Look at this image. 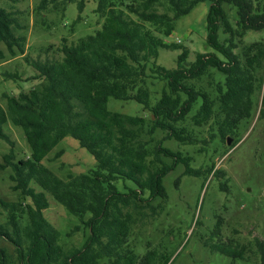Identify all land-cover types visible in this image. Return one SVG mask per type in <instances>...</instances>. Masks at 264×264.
Listing matches in <instances>:
<instances>
[{"label": "trees", "instance_id": "1", "mask_svg": "<svg viewBox=\"0 0 264 264\" xmlns=\"http://www.w3.org/2000/svg\"><path fill=\"white\" fill-rule=\"evenodd\" d=\"M202 1L98 0L96 11L104 18L101 29L76 43L63 42L61 59L31 61L40 82L16 95L3 94L6 107L0 104V138L12 147L0 160V172L10 168L14 188L31 200L11 202L0 196V206L7 213L6 221H0V242L5 239L16 246L19 264H164L154 249L143 256L136 253L130 244L132 229L147 215L146 207L148 215H157L158 206L152 202L167 197L164 182L168 173L180 164L188 175L200 176L204 170L193 168L190 156L161 143L151 152L143 134L161 129L167 131L165 139L194 143V133L178 125L191 115L195 126L216 124L222 141L227 135L236 136L240 122L253 117L256 93L264 81L260 73L264 43L253 42L235 51L237 38L249 30H264V3L255 5L253 0H209L207 44L213 51L198 52L188 62L189 49L184 48L175 68L157 63L160 48L178 47L166 43L164 37ZM72 2L83 11L86 0H40L36 8L42 11L53 5L65 10ZM225 3L236 7L234 25ZM19 25L13 11L0 7V43H5L13 57L25 52L27 36L18 32L24 29ZM6 57L0 47V61ZM149 78L166 83L154 104ZM205 78L211 87L203 84ZM110 97L141 103L154 116L151 124L143 116L110 110ZM8 118L24 130L31 147L29 158L16 161L14 141L4 131ZM66 135L95 156L94 168L62 178L42 164ZM207 172L216 176L219 170L213 164ZM46 192L89 229L82 247L65 249L62 245L61 231L44 214L50 207ZM219 231L218 223L212 240ZM211 247L228 256L259 255L264 264V241L259 238L255 249L251 243L232 240H218ZM0 254V264H7L1 246Z\"/></svg>", "mask_w": 264, "mask_h": 264}, {"label": "rangeland", "instance_id": "2", "mask_svg": "<svg viewBox=\"0 0 264 264\" xmlns=\"http://www.w3.org/2000/svg\"><path fill=\"white\" fill-rule=\"evenodd\" d=\"M253 2L262 6L264 0ZM39 3L40 0H0V7L13 11L19 26L24 28L18 32L27 36L25 52L15 57L8 54L4 42L0 43V47L7 53V57L0 61V104L4 107V93L16 95L40 82V79L34 77L36 71L31 66V61L61 59L63 54L60 47L63 42L76 43L102 28L104 18L96 11L98 0H86L82 12L79 11L77 2L69 3L65 10L49 5L42 11L36 8ZM210 5L211 1H202L189 14L177 20L174 31L170 36L164 37V41L169 44L177 43L178 47L160 48L157 58L159 65L175 68L184 48L189 49L188 62L194 61L198 52L213 51L207 44V15ZM224 7L232 24H236V7L229 3H225ZM64 38L66 40L63 41ZM253 42L264 43V30H249L242 38H237L238 47L235 51L241 52ZM260 73L264 76V68ZM207 80L205 78L203 84L206 85ZM148 84L154 104L166 83L160 79L149 78ZM256 100L253 117L240 122L236 136L227 135L231 138L230 143L227 142V137L224 141L220 139L218 126L212 121L203 126H195L191 115L178 125L187 126L194 133V143L165 139L167 131L161 129L151 134H143L151 152L154 153L157 145L161 143L190 156L191 166L195 169L201 168L204 172L200 176L188 175L185 174V166L180 164L167 174L164 182L167 197L152 202L158 206L157 215H148L150 209L146 207L144 212L147 215L132 229L130 244L138 255L143 256L154 249L164 264H261L259 255L234 257L211 247L218 240H232L244 245L251 243L252 249H255L256 238L264 241V115L261 114L264 110V81L256 93ZM108 108L129 115L143 116L148 125L154 118L152 112L135 100L124 101L110 97ZM4 131L14 141L16 161L29 158L31 147L24 130L8 118ZM11 147L6 139L0 138V160ZM60 150L63 151L62 154L55 157ZM153 153L150 158L154 157ZM162 158L167 163L172 162L170 158ZM42 164L57 176L66 178L69 174L88 172L96 166L97 160L77 139L66 135L42 160ZM213 164L219 170L216 176L207 172V168ZM11 173L10 168L0 172V196L11 202H30L29 197L24 198L21 195L20 189L14 188L15 182L10 178ZM128 185L132 186V183L128 182ZM223 185L228 189L222 187ZM31 186L37 191H43L38 184L31 183ZM119 186L121 190L124 189L122 181ZM46 196L50 207L44 214L61 231L64 248L82 247L89 236V229L52 194L46 192ZM6 216V211L0 206V221L5 222ZM218 223L220 235L212 240L211 233L217 229ZM76 225H80V229H76ZM0 244L5 250L7 264H19L16 246L5 239Z\"/></svg>", "mask_w": 264, "mask_h": 264}, {"label": "water", "instance_id": "3", "mask_svg": "<svg viewBox=\"0 0 264 264\" xmlns=\"http://www.w3.org/2000/svg\"><path fill=\"white\" fill-rule=\"evenodd\" d=\"M227 142L230 143L231 142V138L227 137Z\"/></svg>", "mask_w": 264, "mask_h": 264}]
</instances>
